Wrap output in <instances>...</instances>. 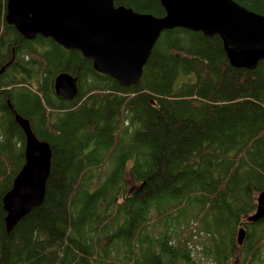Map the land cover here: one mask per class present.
<instances>
[{"label":"trees","instance_id":"trees-1","mask_svg":"<svg viewBox=\"0 0 264 264\" xmlns=\"http://www.w3.org/2000/svg\"><path fill=\"white\" fill-rule=\"evenodd\" d=\"M264 17V0H232ZM163 17L159 0H114ZM0 0V264H264V60L232 67L218 36L161 33L135 85L77 50L26 40ZM77 95L54 91L57 75ZM29 122L51 150L42 204L8 232L2 198ZM245 231L242 243L237 233Z\"/></svg>","mask_w":264,"mask_h":264},{"label":"water","instance_id":"water-1","mask_svg":"<svg viewBox=\"0 0 264 264\" xmlns=\"http://www.w3.org/2000/svg\"><path fill=\"white\" fill-rule=\"evenodd\" d=\"M163 17L140 14L114 0H6L5 22L26 40L50 38L65 50H77L93 69L122 86L140 79L153 46L166 30L181 28L218 36L229 64L254 70L264 60V17L232 0H159ZM54 91L65 100L77 95V80L61 73ZM15 121L25 136L24 165L11 189L2 198L8 232L44 199L50 173L51 150L38 140L29 122L20 115ZM264 218V191L256 197V210L247 217L253 223ZM245 231L237 233V243Z\"/></svg>","mask_w":264,"mask_h":264}]
</instances>
